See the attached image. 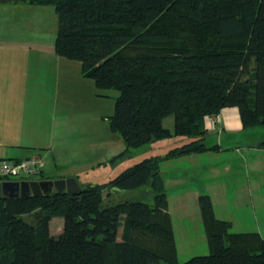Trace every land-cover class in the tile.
<instances>
[{
    "label": "trees",
    "instance_id": "16d2710c",
    "mask_svg": "<svg viewBox=\"0 0 264 264\" xmlns=\"http://www.w3.org/2000/svg\"><path fill=\"white\" fill-rule=\"evenodd\" d=\"M1 2L53 6L55 52L78 61L97 89L119 92L109 126L124 147L111 163L145 144L190 140L77 192L0 197V264H264V238L233 231L207 194L198 206L210 252L178 262L160 172L165 159L214 149L203 120L226 106L244 127L264 125V0ZM144 184L151 203L103 196ZM53 217L63 220L58 235L49 232Z\"/></svg>",
    "mask_w": 264,
    "mask_h": 264
},
{
    "label": "crops",
    "instance_id": "0c3cea01",
    "mask_svg": "<svg viewBox=\"0 0 264 264\" xmlns=\"http://www.w3.org/2000/svg\"><path fill=\"white\" fill-rule=\"evenodd\" d=\"M57 29L51 5L0 3V159L39 157L42 167L32 179L73 177L80 185L96 162L77 154V142L85 143L75 133L77 110L85 106L83 91L91 99L95 85L78 61L55 52ZM203 124L204 142L214 149L160 165L174 237L175 229L205 234L198 197L207 194L214 215L230 221L233 231L264 238V125L244 127L236 106L204 117Z\"/></svg>",
    "mask_w": 264,
    "mask_h": 264
},
{
    "label": "rangeland",
    "instance_id": "374dc122",
    "mask_svg": "<svg viewBox=\"0 0 264 264\" xmlns=\"http://www.w3.org/2000/svg\"><path fill=\"white\" fill-rule=\"evenodd\" d=\"M118 94L119 92L115 89H97L95 87L93 88L91 99H89L87 91H83L81 94V100H83L82 103L85 106L83 110H77L79 115L82 113V117L77 122L75 133L85 138V143L77 142V154L81 155L85 153L86 157L93 159L96 163L97 161L95 160L97 158V160H103L101 164L94 163L85 177H80L83 180L82 185H85L84 182L86 184L88 182L91 184L106 182L144 157L164 153L169 148L175 145H181L190 140L188 136H173L168 140L166 139V142L161 141L156 144H145L132 148L129 156L117 160L120 163H111L109 160L123 148L121 138L109 126V117L114 113L115 98ZM162 123L165 127H169L172 130L174 125L173 115H168L163 118ZM33 177L35 178L36 176ZM105 191L107 190L103 191V196H108V199H138L146 203H151L153 195L148 184L132 189H117L111 191L107 196L104 194ZM172 202L174 204V201ZM62 226L63 220L61 217L51 218L49 221L50 234L58 235L62 231ZM119 230H121V227ZM140 235H142L141 232ZM174 240L178 262H183L195 255H205L210 252L206 235L204 234L202 236V232L197 231L196 228L188 229L185 233L180 229H175Z\"/></svg>",
    "mask_w": 264,
    "mask_h": 264
},
{
    "label": "water",
    "instance_id": "95a60500",
    "mask_svg": "<svg viewBox=\"0 0 264 264\" xmlns=\"http://www.w3.org/2000/svg\"><path fill=\"white\" fill-rule=\"evenodd\" d=\"M81 187L73 177L57 180H3L0 181V197L42 195L55 191L77 192Z\"/></svg>",
    "mask_w": 264,
    "mask_h": 264
},
{
    "label": "built area",
    "instance_id": "2783aa9c",
    "mask_svg": "<svg viewBox=\"0 0 264 264\" xmlns=\"http://www.w3.org/2000/svg\"><path fill=\"white\" fill-rule=\"evenodd\" d=\"M42 160L39 157H28L22 160L0 159V178L10 180H30L40 173Z\"/></svg>",
    "mask_w": 264,
    "mask_h": 264
}]
</instances>
